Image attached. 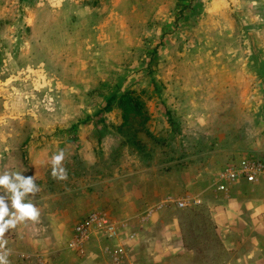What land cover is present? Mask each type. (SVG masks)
I'll return each instance as SVG.
<instances>
[{
  "label": "rangeland",
  "instance_id": "1",
  "mask_svg": "<svg viewBox=\"0 0 264 264\" xmlns=\"http://www.w3.org/2000/svg\"><path fill=\"white\" fill-rule=\"evenodd\" d=\"M261 55L264 0H0V175L29 177V157L40 150L72 156L57 169L67 178L84 177V166L91 180L119 164L183 170L193 143L180 120L189 126L216 101L235 109L241 99L248 120L260 121ZM214 76L229 77L217 89ZM118 88L140 97L145 123L116 129L117 110L95 116ZM168 118L178 133L165 130ZM197 206L185 208L170 236L175 254H188V264H264V218L240 207L220 224Z\"/></svg>",
  "mask_w": 264,
  "mask_h": 264
},
{
  "label": "crops",
  "instance_id": "2",
  "mask_svg": "<svg viewBox=\"0 0 264 264\" xmlns=\"http://www.w3.org/2000/svg\"><path fill=\"white\" fill-rule=\"evenodd\" d=\"M262 57L257 67L259 63L263 64ZM255 75L259 91L255 104L258 123L248 120L245 114L251 109L250 104H244L241 99L235 109L216 101L208 114L191 119L189 126L179 121L183 130H189L187 134L193 143L192 152L186 157L183 154L182 159L185 165L188 164L186 159H191L192 163L183 170L159 169L150 163H136V160V167H123L122 170L119 164L118 170L91 180L88 167L84 166V177L74 174L64 179L68 186L60 189L51 166L59 151L51 155L44 150L33 153L28 162L29 177H35L40 190L35 196H26L23 202L35 205L40 215L37 222L25 220L5 232L10 264L17 260H24L17 264H107L105 248L114 243L121 244L129 256L121 264H130L131 257L143 259L141 264H163L171 258L173 264H188V254H175L168 246L170 236H177L178 225L182 226L184 221L185 209L179 210L174 205L178 199L198 200L201 206L197 208L209 211L213 221L220 224L231 223V210L240 207L248 213L254 211L258 220L263 219L264 174L252 183L238 178L222 193L215 190L216 174L231 163L241 158L264 163V74L258 68ZM214 77L220 83L216 88L220 89L224 78L229 76ZM165 130L169 132L167 125ZM61 142L60 139L51 143L64 145ZM85 155L81 161L87 162L89 154ZM71 161L72 156L64 154L62 163ZM57 175H60L58 171ZM6 203L10 211H15L10 202ZM91 211H100L107 216L116 227V239L107 241L96 235L85 243L81 252L67 249L72 226ZM156 241L162 244L158 247ZM22 254L30 258L21 259Z\"/></svg>",
  "mask_w": 264,
  "mask_h": 264
},
{
  "label": "built area",
  "instance_id": "3",
  "mask_svg": "<svg viewBox=\"0 0 264 264\" xmlns=\"http://www.w3.org/2000/svg\"><path fill=\"white\" fill-rule=\"evenodd\" d=\"M264 174V163L251 158H241L235 163L219 171L215 176V190L225 192L227 185L238 178H242L247 183H252L257 176ZM198 200L178 199L174 201L177 209H185L189 205L198 204ZM72 238L67 243V249H74L81 252L85 243L93 236H101L107 241L115 240L117 231L115 225L100 211H91L81 217L72 226ZM107 254V264H121L127 257L126 250L119 244H113L105 249ZM24 254L21 258H25Z\"/></svg>",
  "mask_w": 264,
  "mask_h": 264
},
{
  "label": "clouds",
  "instance_id": "4",
  "mask_svg": "<svg viewBox=\"0 0 264 264\" xmlns=\"http://www.w3.org/2000/svg\"><path fill=\"white\" fill-rule=\"evenodd\" d=\"M63 160V152L55 155L52 160V175L61 180L67 179V173L62 168L60 175H57V169L60 168ZM0 189L5 191V195H0V250H4L0 251V264H10L8 260L10 251L6 250L8 240L4 234L10 228H15L19 222L38 221L40 215L38 209L32 203H24L23 200L29 194L35 196L40 189L35 183V177L25 178L20 173L0 175ZM8 193H11V209H15V211H10L9 205L6 203V199H9Z\"/></svg>",
  "mask_w": 264,
  "mask_h": 264
},
{
  "label": "trees",
  "instance_id": "5",
  "mask_svg": "<svg viewBox=\"0 0 264 264\" xmlns=\"http://www.w3.org/2000/svg\"><path fill=\"white\" fill-rule=\"evenodd\" d=\"M260 70L264 74V61L260 65ZM112 109L117 110L119 113L120 122L116 129L127 126L130 121H134L135 119L141 124L145 123L148 119L142 100L132 90H120L118 88L110 93L102 103L98 112L95 113V116L99 117L101 114L107 113ZM168 125L170 134L178 133V130L173 126V122L169 118ZM176 163L179 164L180 162L175 161L173 164Z\"/></svg>",
  "mask_w": 264,
  "mask_h": 264
}]
</instances>
